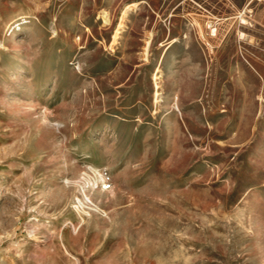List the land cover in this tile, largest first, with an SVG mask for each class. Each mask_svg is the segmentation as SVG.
<instances>
[{
	"label": "rangeland",
	"instance_id": "1",
	"mask_svg": "<svg viewBox=\"0 0 264 264\" xmlns=\"http://www.w3.org/2000/svg\"><path fill=\"white\" fill-rule=\"evenodd\" d=\"M0 264H264V0H0Z\"/></svg>",
	"mask_w": 264,
	"mask_h": 264
},
{
	"label": "bare ground",
	"instance_id": "2",
	"mask_svg": "<svg viewBox=\"0 0 264 264\" xmlns=\"http://www.w3.org/2000/svg\"><path fill=\"white\" fill-rule=\"evenodd\" d=\"M130 8H131V7H127V8L124 10V12L122 13V16H121V18H120V22H119L118 30L124 28L123 22H124V20L126 19V16H127L128 12L131 10ZM241 20H242V19H241ZM105 22H108V21L106 20ZM243 23H244V22H243ZM118 30H117V31H118ZM118 34H119V33L116 32L115 36L118 35ZM148 44H149V42H146V44H145V49H144V53H145L146 50H147ZM156 100H157V99H156ZM78 210H79V209H78ZM78 213H79V215L81 216L82 219H85V217L90 216V214H88L87 212H84V211H82V210H80V212H78Z\"/></svg>",
	"mask_w": 264,
	"mask_h": 264
},
{
	"label": "built area",
	"instance_id": "3",
	"mask_svg": "<svg viewBox=\"0 0 264 264\" xmlns=\"http://www.w3.org/2000/svg\"><path fill=\"white\" fill-rule=\"evenodd\" d=\"M111 188H112V184H111L110 180L109 179L105 180L103 185H102V190L103 191H109V190H111Z\"/></svg>",
	"mask_w": 264,
	"mask_h": 264
}]
</instances>
